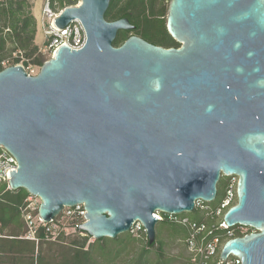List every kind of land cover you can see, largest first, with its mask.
Listing matches in <instances>:
<instances>
[{
    "label": "water",
    "instance_id": "water-1",
    "mask_svg": "<svg viewBox=\"0 0 264 264\" xmlns=\"http://www.w3.org/2000/svg\"><path fill=\"white\" fill-rule=\"evenodd\" d=\"M109 0H80L53 19L78 18L80 49L60 45L35 74L0 70V145L17 168L11 190L40 199L48 221L83 203L77 226L94 239L138 220L149 243L155 211L181 214L210 202L221 176H237L219 258L264 264V0H169L166 30L180 45L130 35L127 18L107 20Z\"/></svg>",
    "mask_w": 264,
    "mask_h": 264
},
{
    "label": "built area",
    "instance_id": "built-area-1",
    "mask_svg": "<svg viewBox=\"0 0 264 264\" xmlns=\"http://www.w3.org/2000/svg\"><path fill=\"white\" fill-rule=\"evenodd\" d=\"M70 1V3L60 7L57 0H43L41 14L44 41L41 50L44 54L51 56L62 44L77 50L85 43V30L78 18L70 19L61 28L56 27L53 23V19L58 17L65 7L78 6L80 3V0ZM2 65L6 66L7 60H3ZM25 69L28 74L36 73V70L28 65ZM17 166L15 157L5 147L0 145V183L5 182L7 185L8 171L10 169L16 170ZM226 177H228V180L224 195L216 206H211L210 202L200 198L194 200V209L204 214V220H193L184 213H164L170 222L178 224L185 229L184 244L188 255L195 264H242L241 258L233 254L227 255L225 259L221 260L219 258L220 250L227 239L255 231L253 228L242 224L227 226L222 220L224 212L236 202L237 176L230 175ZM39 204L40 199L36 195L28 194L24 199L20 214L26 227V232L20 236L21 238L33 240L37 243L39 241L38 232L41 230L43 238L48 241H60L64 237L75 234L89 236V241L94 239L82 228H77L78 225L87 221V218L83 215L86 212L83 208V203L64 206L56 216L48 221H43L38 216L37 209ZM153 215L157 218V221L163 219L160 211H155ZM128 232L132 236L147 238L146 229L138 220L131 224ZM3 236L5 235L0 231V237Z\"/></svg>",
    "mask_w": 264,
    "mask_h": 264
},
{
    "label": "trees",
    "instance_id": "trees-1",
    "mask_svg": "<svg viewBox=\"0 0 264 264\" xmlns=\"http://www.w3.org/2000/svg\"><path fill=\"white\" fill-rule=\"evenodd\" d=\"M57 1L60 7L71 2L70 0ZM168 1L169 0H109L104 17L107 20L127 18L129 23L134 26L132 29H119L112 41V44L117 46L130 35H137L155 45L163 47H178L180 44L169 35L165 27V16L167 13ZM28 7L29 4L27 0L0 1V70L5 67L2 65V61L7 53V41L12 42L17 48L24 51V60L21 62L24 67L31 63L39 66L43 63V61L50 57V55H48V58L45 57V59H42L41 56L33 60H27L38 50L37 46L32 42L35 33V18L31 14L30 10H28ZM152 30H154L155 33L149 34V31ZM12 49H14V47L10 48L9 51ZM16 63H19L18 58H15L6 66ZM227 180L228 177H225L224 191L227 186ZM28 194L29 193L23 188L11 190L7 188L5 182L0 183V231L5 235L0 237V252L6 251L7 253H10L16 250L19 245L23 244V242H29L31 244V247L28 248V251H30L31 254L33 253L35 247L36 252H38V247L43 243L63 244L69 242V244L73 246V252L70 255V258L68 257L65 260L66 263L86 264V258L88 259V255L91 254L92 251H103L105 249H108L109 251L113 249V246H120L119 244L123 241L127 242L130 240L129 232L117 235L114 238L102 237L99 239H93L89 242V249L87 248L84 250L85 244L89 241V236H82L80 234L64 237L60 241H48L43 238L42 232L39 230V241L37 243L33 240L21 238L20 236L26 232V227L22 220L20 209L23 206L24 199ZM219 201L213 206H216ZM204 219L205 217L203 214V216L196 221H202ZM163 220L170 222L166 215L163 216L161 221ZM9 228L10 233L7 232V229ZM182 229L184 230L182 236H178L184 243L186 232L183 227ZM154 243V241L149 243L147 238H145V247L147 249L152 247ZM138 260L139 259L136 258L133 260V263L145 264L143 260ZM38 262L40 261L37 254L35 255V263L30 262V264H38ZM188 263L195 264L190 257L188 258Z\"/></svg>",
    "mask_w": 264,
    "mask_h": 264
},
{
    "label": "rangeland",
    "instance_id": "rangeland-1",
    "mask_svg": "<svg viewBox=\"0 0 264 264\" xmlns=\"http://www.w3.org/2000/svg\"><path fill=\"white\" fill-rule=\"evenodd\" d=\"M27 2L29 4L28 10H30L31 14L35 18L36 23L32 42L37 46L39 50V52L38 50L34 52L27 60H33L41 56L42 59H45V57L48 58V54H44L41 50L44 41V34L42 30L43 20L41 14V6L43 0H27ZM154 33V30L149 31V34ZM12 47H14V49L9 51V49ZM6 48L7 53L5 54L4 60H7V64H10L15 58H18L19 63L22 64L21 62L24 60V51L17 48L10 41L6 42ZM28 66L34 68L37 71L40 65L38 66L37 64L31 63ZM224 179L225 176H221V178L216 183V196L214 200L210 201L209 204L211 206L216 204L224 195ZM161 214L164 216V213L161 212ZM184 214L195 220H198L203 216V213L197 211L196 209L189 212H184ZM7 232L10 233V228L7 229ZM154 232L155 243L148 249L145 247V238L136 237L129 234L130 240L120 243L119 245L121 247L113 246V249L109 251L108 249H105L103 251H92V253L88 255V259L86 258V264H134L133 260H135L136 258H138L139 260H143L145 264H189L188 258L190 256L187 253L183 241L179 237L182 236L184 232L182 227L172 224L166 220L157 221L154 225ZM89 242L91 241H88L85 244L84 250H86L87 248L89 249ZM29 247H31V244L29 242H23V244L19 245L16 250L10 253H7L6 251L0 252V264H30V262L35 263V255L37 254L40 261L38 262V264H65V260L68 257L70 258V255L73 252V246H71L69 242L63 244L43 243L38 247L40 250L38 249V252H36L35 247L32 254L30 251H28ZM115 247L117 248V250Z\"/></svg>",
    "mask_w": 264,
    "mask_h": 264
}]
</instances>
